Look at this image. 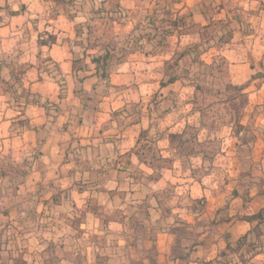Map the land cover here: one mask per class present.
Masks as SVG:
<instances>
[{"label": "crops", "instance_id": "0c3cea01", "mask_svg": "<svg viewBox=\"0 0 264 264\" xmlns=\"http://www.w3.org/2000/svg\"><path fill=\"white\" fill-rule=\"evenodd\" d=\"M127 1L130 0H118L117 7L106 9L105 13L128 12L130 9L122 6ZM55 3L53 8L39 0H0V156L19 166L20 180L17 185L22 193L35 189L41 176H45V180L54 176L61 182L57 184L59 189L68 190L61 194L60 203L85 206L86 202H91L92 193H96L104 194L114 207L123 208L122 205L140 202L141 199L135 195L145 191V188L163 189L171 186L169 182L184 183L191 164L193 173H196L189 177L193 182L187 186L196 191L192 216H212L219 222L218 226L227 228L231 239L239 236L232 230L238 223L243 226L247 240L252 241V237L264 240V0H165L163 5L153 2L152 8L145 11L158 12V8L162 7V11L168 14H180L188 10L192 17L201 16L196 20L201 24L205 23L203 14L213 13L214 19L232 13L225 25L231 34L227 41L215 48L217 38L200 41L197 34L191 37L178 31L183 27L181 22L163 33L154 31L148 39H139L136 48L120 63L115 64L111 60L105 80L98 77L96 69H93L92 57L97 58L98 54H91L90 48L80 54L75 51L76 25L90 22L87 15L91 14L92 1L83 0L78 6L73 1V5H68L70 15L64 13L60 3ZM72 7H82V13L87 17L81 16V10ZM152 23L158 24L156 20ZM41 29L47 34H40ZM172 45L177 47L176 51L185 49L186 52L180 54L177 63L174 53V64L163 68L162 74L156 72L157 76L160 78L169 71L170 77L175 74L172 70L185 71L188 76L162 82L160 79L148 82L144 78L140 83V71L135 67L149 64V67L151 65L153 69L160 70L174 52L170 50ZM211 48L218 51L211 54L209 62L212 64L216 56L225 59L227 80L226 85L218 84L220 75L212 76L210 78L215 79L216 84L208 87L221 92L227 87V93L236 91L235 94L241 95L244 102L242 106L235 102L232 107L227 106V111L220 112L217 120L211 117L210 123L216 126L207 132L210 136L205 137V129H200L203 137L197 133L198 141L208 139L206 143L210 142V147L185 150L184 145L182 149L176 142L171 145L172 134H181L190 125L198 127L208 123L206 111L198 109L194 102L179 101L176 104L179 109L174 111L175 107L165 98L145 103L139 100L129 104L130 107L121 100V95L112 98L104 96V100H96L94 104L90 100L79 101L80 93L90 95L93 91L99 92L106 81L109 91L111 86L127 85L129 76L139 78L136 82L142 95L150 96L156 90L163 92L181 81L180 93L185 94L182 98L191 95L189 89L192 86L185 83L194 81V77L204 76V68H199L198 63L189 64L191 55L197 53L199 56L195 59H200V66H204L203 63L209 64L205 55ZM193 88L197 90V84ZM61 91L62 98L58 95ZM217 105L220 106L219 111L225 110L224 103ZM130 108L132 112L129 115L127 111ZM118 112L122 113L118 115ZM118 117L121 119L118 120ZM219 129L226 130L227 137L220 138ZM156 131L162 132V136L156 137ZM143 139H152L150 143L156 145V150H148L147 156L173 159L171 167H159L161 176L156 181L143 184L140 188L138 182L130 184L127 176L126 187L125 180L113 179L112 184L109 180L103 183L104 188L100 191L96 188L100 184L81 189L76 183L65 180L74 178L69 174L92 177V174L129 172L128 166L133 165L144 169L141 165L145 163L139 158L145 155V150L136 148L138 140L142 142ZM184 143L185 140L179 142L180 145ZM33 147L37 150V159L33 158ZM125 157L131 163L128 160L125 163ZM182 159L190 161L186 168H182ZM153 165L148 163L147 169H153ZM64 171L66 177L60 176V172ZM48 172L56 174L47 178L45 173ZM35 187L38 189L41 185ZM42 187L45 188L44 185ZM120 190L126 192H122L120 200L116 201L117 197L112 194ZM65 193L70 201H66ZM27 195L30 197L31 193ZM97 203L102 204V200ZM177 210L181 211L183 207H168L165 214L186 216L177 215ZM152 211L156 212L155 209ZM9 217L3 216V221ZM88 219L89 216L80 222V225L85 224L86 229L76 239V247L68 248L66 242L59 247L70 249V258L60 255L53 258V263L50 260L46 263L44 239L35 242V249L28 246V241L37 240L33 234L38 233L33 231L23 233L27 239L26 247L18 252L12 251L7 259L1 258L0 261L6 262L0 264H12L11 255H18L19 264H128L134 259L141 260L142 264H175L169 256L172 244L170 232L162 230L150 238L147 231L143 234L132 231L136 224L133 217L126 218L131 223L129 226L110 215L102 219L92 218L90 222ZM258 227L259 230L255 231ZM200 246L196 243L193 248L200 250L189 254L202 252L205 255L207 252L213 259L220 252ZM260 246L255 249V257L264 259V245ZM8 250L0 251L1 255Z\"/></svg>", "mask_w": 264, "mask_h": 264}, {"label": "rangeland", "instance_id": "374dc122", "mask_svg": "<svg viewBox=\"0 0 264 264\" xmlns=\"http://www.w3.org/2000/svg\"><path fill=\"white\" fill-rule=\"evenodd\" d=\"M39 1L48 6H52L53 8L56 5L55 2H58L65 10L64 13L66 15H70V9L68 5H73V1H76V6H78V3H82L83 0ZM91 1L93 8L91 14L87 15L90 19V22L87 24L80 23L76 25L75 31L77 38L74 40H76L77 43L75 51L76 53L80 54L84 53V51L90 48L91 54H98L97 58L94 56L92 57V61L95 65L93 69H96V74L98 73L97 76L102 80H105L109 74L111 60H114L115 64L120 63V61L123 60L130 53V51L136 48L139 39H148L154 31L163 33L168 31L170 27L172 28V25L177 26L181 22L183 27L178 31L187 33L191 37L197 34L198 37H200V41H208L209 39L217 38V41L214 45L215 48L217 46H221V43L227 41L229 38L228 35L231 34L229 32L230 30H227L225 25L229 21L228 19L233 16L232 13H227L225 16H216L214 19L213 13L203 14L205 17V23L201 24L200 21H196L199 18L201 19V16L196 15L195 17L194 15V17H192V13L188 12V10L180 14H168L165 11H162V7L158 8V12L145 11L152 8L151 6L153 2L163 5L165 0H161L159 3L157 0H130L124 2V5L122 6L134 11L128 10V12L125 11L126 13L123 14H118L114 11L112 13H105L106 9L110 10L117 7L118 0ZM74 8L81 10V16L84 15L87 17L86 14L82 13V7H72V9ZM241 16H244V14H241ZM152 20H156L158 24H153ZM39 33L44 36L47 34V31L41 29ZM206 44L208 43L206 42ZM172 49L174 52L171 58L167 59V62H164V65H161L162 68L160 70L153 69L151 65L149 67V64L148 66L142 64L140 67H135L136 70L140 71V75L138 76L140 78V83H142V81L145 79H147L146 81L148 82H151V80L157 81L160 79L162 82V80L166 79V81H169L170 79L181 77L182 75L183 77L185 75L188 76L187 73L185 74V71L179 72L177 70H172L171 72L175 74L170 77H168L170 74L169 71H167L164 76L160 78L157 76L156 72H160L162 74L163 68H167L171 63L174 64L176 58L177 60L175 63H177L178 58L181 56L180 54H182V52H186L185 49L181 51L179 49L176 51L177 47L175 45L170 47V50ZM217 51V49L215 50L211 48L206 53V55L204 54L205 58H207L206 61L209 62L211 60L210 58H212L211 54H214ZM174 53L175 56H177L176 58L174 57ZM192 54V61L189 64H192V62V65L198 63L199 68H204V76L203 78L194 77V81H187L185 83L188 86H192V89H189L191 95L186 94L187 96L182 98V94L185 95L184 93H180V83L183 84L182 81L176 82L175 85L163 92L156 90V92L150 94V96L148 94L142 95L140 94V89L137 86L138 83L136 82L139 80V78H131L129 76L127 79V85L111 86L112 89L109 91V85L107 84L108 81H106L104 83L105 85L100 87L99 92L93 91L90 95H87L86 92L80 93L79 101L87 102V100H90L92 101V104H94L96 100H102V97L104 96L112 98L113 96L117 97L118 95H121V100L129 105L139 100V102L145 103L151 101L156 102L165 98L168 100V102L170 101L173 107H175L174 111L179 109V106H177L179 101L194 102V104L198 106V109H203L206 111L205 117H208V119H206V122L208 123L198 125V127L190 125L189 128H185L182 131L183 133L172 134L173 137L171 145L174 146V142H176V145L181 146L182 149L184 145L185 150H194L195 148L202 150L206 147H210V142L206 143L208 139L198 141L196 137L197 133L200 135V137H203V135L200 134V129L202 128L205 129L203 131L204 136H210V134L207 132H211L212 128L216 126V124L213 125L210 123L211 117H214V120H217L220 112L222 114L227 111V106L232 107V103L234 102L237 105L242 106L244 99L241 95L235 94L236 91L231 90L229 93H227V87L223 92L217 90V88L212 87L211 90L210 87H208L209 85L211 86V84L214 85L215 83V79L210 78L212 76L220 75V81L218 84H224L225 80H227V66L225 59L216 56L215 58L217 59L213 61V63H215L214 65H212L213 63L210 64V61L209 64L203 63L204 66H200L202 61H200V59H195L199 55L195 52ZM152 63H154V61H152ZM212 67L214 68L212 69ZM149 68L152 69V71L154 70V72L150 71ZM153 73L155 74L153 75ZM196 84L197 90L193 88V86L195 87ZM58 95L62 98L63 92L61 91ZM217 103H224L225 110L219 111L220 106L217 105ZM137 111L139 112V109ZM127 112L130 115L132 109L130 108V111ZM121 113L122 112H118V115ZM117 119L120 120L121 117H118ZM218 132H221L220 138H223L224 136L227 137L226 130L224 132V129H219ZM144 133L147 134L146 131H144ZM158 135L162 136V132L156 131L155 136L157 137ZM145 140L143 139L142 142L138 140V144L140 146L138 144V146H136V148H138L140 151L145 150L143 152L145 155L140 158L138 157L146 164L141 165V167L144 169H140V167L138 168L135 165H131L133 168L128 166L129 172L125 171L116 173L110 172L92 174V177H85L86 175L83 174H69L68 176H74V178H68L65 180H70L72 184L76 183V185L79 186L78 188L81 189H83V187L88 188V186H91L92 184L95 186L96 184H100L99 186H96V188H99L101 191V189L104 188L103 183H108L109 180V184H112L113 179H117V181L125 180L124 185L126 187L127 181L125 178L129 176L128 182L130 181V184L138 182L140 188H142L143 184L146 185L147 183L154 182L161 176L160 168L171 167V164L173 163V159L170 157L164 158L154 156L153 158V156H147L146 153H148V150H156V145H152V143H150L152 139H150V141H147L148 139ZM182 140H185L186 143L180 145L179 142ZM209 141H211V139H209ZM225 144H227V142H225ZM33 151V158L37 159V150H35L34 147ZM127 160L130 162L129 158L125 157V163ZM182 160L184 163L182 168H186L187 164L189 165L190 163V158L189 160ZM150 162L155 165L152 166L153 169H147V165ZM193 172L195 171H192L190 164L187 170V174L189 175L186 176L187 180H184V183L176 181L175 184H173L169 182L168 184H171V186L167 185L163 189L154 190L151 188H145V191L135 195L137 198L141 199L140 202H135V205L128 203L126 205H122L123 208L114 207V204H110L108 202L109 199L105 197L104 194L92 193L91 202H86V205L84 206L83 204L79 205L78 203L77 205H72L70 202L66 204L60 203L61 194L68 190L59 189L57 184H61V182L58 181V177L53 176V174H56V172L45 173L47 178H50L51 176L53 177L45 180L43 179L45 176H41L40 181L35 185L37 186L40 184L41 188L36 189L37 187L34 186L35 189L31 190V192L26 191V193L23 194V191L19 189L17 185L19 184L18 181L20 180L19 166L17 164L11 163L6 159V157L0 156V251L9 248L7 253H3L2 255L0 253V259L3 257L4 259H7V257L12 254V251L14 253L25 248L27 239L23 237V233L33 231L38 233H36L37 235L33 234L37 240L33 238L31 241H28V246H31L33 249H35V242L39 241L40 239H44L46 241V243L43 245L46 253V263L49 262L48 260H50V263H53V258H56L60 255L64 258H70L71 256L68 254L70 253V249H60L59 247H61L64 242L69 245L68 248H73L78 245L76 239L80 237L86 229L85 224L82 223L80 225V222L86 220L87 216H89L88 222H90L92 218L102 219L103 216L110 215V217L114 216L118 217L120 220H123L126 226L131 224L126 220V218H136L134 219L136 220V224L134 223V230H131L142 234L147 231L150 238H152L155 233L162 230L170 232V241H172V244L170 252L171 255L169 256L173 259L175 264H264L263 258L259 256L255 257V249L259 248L260 245H264V240L256 237H252V241L250 239L247 240V236L244 235L245 231L242 225H238V223L235 224L232 230L233 232L235 231L237 236H239L235 239H231L229 238V233L226 231L227 228L218 226L219 222L215 219H212V216H192V211L195 206L193 203L195 197L193 196L196 195V191L195 189L192 190L187 186L191 185L193 182V180L190 181L189 178L196 175V173L194 174ZM59 175L66 177L67 174L64 171L63 173L60 172ZM183 179H185V177ZM65 183L67 184V182ZM43 185L45 188L42 187ZM182 186H184V189ZM190 190L191 193H189ZM117 192L114 191L112 195L117 197L116 201H119L121 195L125 194L126 191L120 190ZM30 193V197H27V194ZM108 193L110 195L109 191ZM47 197L48 199H46ZM64 197L66 199V193L64 194ZM26 200L30 201L26 202ZM70 200L71 199H66V201ZM101 200L102 204H98L97 201L101 202ZM172 206L175 208L177 206L183 207V210H177V215L185 214L186 216H170V214H165L167 208H171ZM153 209H155L156 212H153ZM3 216L10 217L9 219H6V221H3ZM48 216L50 218H47ZM224 217L225 216H222V218ZM126 221L127 223H125ZM59 225L61 226L57 227ZM258 230L259 227L255 229V231ZM229 232L231 233V231ZM201 236L204 237L201 238ZM218 241L220 245L218 244ZM196 243L204 247L205 250L218 249L220 252L218 255L213 257V259L211 258L212 255L208 254L207 252L205 255H203L202 252H198V255H194V252L189 254L191 251L199 249L197 247L193 248ZM10 257L12 259V264L20 263L18 255H11ZM1 262L6 261L3 260L0 261V263ZM128 264H142V262L139 259H134V262H128Z\"/></svg>", "mask_w": 264, "mask_h": 264}]
</instances>
